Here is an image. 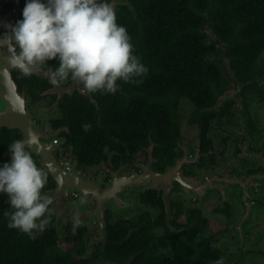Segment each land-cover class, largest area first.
<instances>
[{"label": "trees", "instance_id": "1", "mask_svg": "<svg viewBox=\"0 0 264 264\" xmlns=\"http://www.w3.org/2000/svg\"><path fill=\"white\" fill-rule=\"evenodd\" d=\"M24 2L17 0L15 5L22 9ZM111 2L117 22L126 27L133 50L148 71L139 83L118 80L115 92L76 88L59 97L62 115L50 123L54 128L63 125L64 129L56 135L64 138L63 149L72 145L78 167L102 162L109 165V158L117 165L129 161L134 152L146 145L152 124L153 131H159V139L163 136L154 148V156L157 167L164 169L176 155L182 97L194 105L190 121L200 126L201 145L205 149L210 145L212 119L225 115L231 107V101L220 106L218 102L232 83L243 90L257 88L264 97V87L255 79L263 74L255 63L264 52V0ZM46 63L49 65L43 68H55L58 61L52 58ZM24 81L35 99L52 85L35 74ZM146 110L156 112L150 115L153 122L144 115ZM17 138L20 135L15 134L9 141L0 139V157L7 144ZM55 185L51 177L42 190L50 194L48 191ZM140 199L147 206L157 207L159 215L152 219L145 211L133 222L108 223L104 256L116 258L121 264H212L218 257L224 258L223 264L227 261L223 251L214 245L213 234L199 239L211 226V220L198 213L199 208H192L188 217L180 221L184 214L182 200L169 201L154 188L145 189ZM262 202L264 205V195ZM50 207L53 212L44 231L29 238L6 226L3 212L11 209L6 195L0 194V264H79L71 252L72 245L67 250L59 246L58 212L52 202ZM158 225L165 228L162 235L153 231ZM65 229L64 241L78 240L76 250L83 253L82 227L73 229L69 223Z\"/></svg>", "mask_w": 264, "mask_h": 264}, {"label": "clouds", "instance_id": "2", "mask_svg": "<svg viewBox=\"0 0 264 264\" xmlns=\"http://www.w3.org/2000/svg\"><path fill=\"white\" fill-rule=\"evenodd\" d=\"M21 17L14 24L5 25L8 31L0 32V47L9 50L7 62L24 75L49 65L46 61L55 58L58 64L54 69L48 67L46 73L51 84L67 79L81 85L79 88L87 92L111 93L119 87L118 80L139 83L148 71L134 52L126 27L117 22L111 0H25ZM55 131L58 132L51 135V141L58 147L56 157L65 169L76 167L84 175L82 166L78 167L74 162L72 145L63 149L60 137L56 135L61 129ZM37 142L34 132L11 140L7 144L10 158L0 163V194L6 195L11 209L3 212L7 218L6 226L25 233L29 238L44 231L53 212L50 207L53 198L42 190L48 172L37 165L30 151V146ZM68 151L72 160L68 158ZM100 164L110 173L107 163ZM168 167L156 170L152 166L159 172ZM165 182L170 189H177L179 185L176 181L171 185L170 180ZM151 188L166 189L165 186ZM187 189L193 190L192 187ZM194 191L189 196L201 197L206 192L193 194ZM79 223L80 220L74 218L73 229ZM223 259L218 257L212 264H223Z\"/></svg>", "mask_w": 264, "mask_h": 264}, {"label": "flooded vegetation", "instance_id": "3", "mask_svg": "<svg viewBox=\"0 0 264 264\" xmlns=\"http://www.w3.org/2000/svg\"><path fill=\"white\" fill-rule=\"evenodd\" d=\"M17 0H0V32L8 31L7 28H5L6 24H14L17 19L22 18L21 17V8L16 6ZM9 55V50L0 47V65L7 63V57ZM258 67L263 69V74L259 75L255 79L258 81V84L262 85L264 87V65H258L257 61L255 63ZM52 67V66H50ZM53 68V67H52ZM43 70H48V68H43V66L40 68ZM54 69V68H53ZM12 77L14 81L17 84V89L19 92H22L25 94L27 99V108L30 110V115L40 124V126L43 128V130L49 131V129L55 131V130H62L64 129L63 125H60L58 128H54L53 125H51V121L54 118L60 117L62 115V110L59 105V97L63 96L65 93H71L67 90L58 89L56 88V85H51L50 88H47L45 91H42L38 94V98H33L31 95V92L29 88L25 85L24 79L28 77L29 75H24L20 73V71L12 67ZM35 74V73H32ZM31 75V74H30ZM37 75V74H35ZM40 76V75H37ZM42 78L48 79L46 76H40ZM49 81V79H48ZM73 82V81H72ZM72 82H67V80L61 81V84L67 87ZM22 83V86L20 85ZM238 91H237V99L235 98V102L232 99L226 100L231 101V107L228 112L223 115L219 114L216 118L212 119V126L208 133V139L210 141L209 147L206 149L201 145V128L197 124V122H191L192 124H195L199 128V134L194 137L186 136L187 132H184L181 129V120H180V131H179V138L178 143L175 146L176 155L174 158V161L170 163V166L173 164H176V162H181L180 169L181 171L188 175V176H197L201 177L197 174V170H200L204 167H210L212 169V172L210 174H206L205 178H209L214 174H219L220 176H225L230 173H240V174H253L257 172L264 171V97H261L259 89L255 88H247L245 90L242 89V86L239 84L236 85ZM79 88L77 85L74 89ZM73 89V90H74ZM80 89V88H79ZM228 91V90H227ZM227 94V93H225ZM224 94V95H225ZM4 104L0 97V111L3 109ZM38 113V116L35 114ZM151 110H146L144 115L152 119V122L154 121L153 118L150 117V115L155 114ZM232 113L235 115V122H232L230 117ZM229 120L222 122V120ZM213 122H218L216 126H220L219 133L217 135V141L218 145L216 146L213 140V137L210 135H214L213 132ZM43 123V124H42ZM192 126V125H191ZM193 131V130H192ZM158 132L153 131V125L151 124L150 129L147 134V143L144 144L143 149H139L136 152H134L133 156L129 161H124L117 165V162L112 161L111 158L108 159L109 167L111 170L118 171L121 173L120 175H128L132 171H136L137 173L143 172V167L146 166V164L152 160V166L156 170H163L161 168L157 167V157L154 156V150L156 145H159V143L162 140V137L159 139ZM15 134L20 135V138H22V132L18 128H11L8 126H1L0 127V139L4 138L5 141H9L10 137H14ZM184 134V135H183ZM165 135V134H164ZM142 136V134H141ZM143 142V140H141ZM71 147V146H70ZM68 147V148H70ZM152 149V150H151ZM31 151V150H30ZM152 151V152H151ZM31 154L33 156L34 161L37 163L39 167H42L45 169V171L48 172V179L47 183L51 180V174L48 168L40 163V157L35 155L34 153ZM254 154H259L261 157H255ZM115 157V155H113ZM10 158V149L6 148V150L2 153L0 157V161L7 160ZM104 164V163H103ZM74 166V164H72ZM100 167L99 172H91L87 171L84 172L82 169H85L86 167H82L81 171L84 173L85 177H96L99 173L103 174V177L101 181L104 183L109 182L112 180V177L109 172L104 169V166L101 164H95L94 167ZM169 164L166 165L168 167ZM93 167V168H94ZM165 167V168H166ZM153 168V169H154ZM216 181H213L211 188L209 187L208 191L205 192V194L201 197H191L188 194L192 193V191H187L188 189H175V187H169V191L166 192L165 190L159 189L158 191H162L165 197H168L170 201V196L177 194L180 196H187L188 198H193L192 200L196 201L197 198L200 199H214V205L205 204L204 209L205 210H212V213L214 211L216 213H219V216L224 221L223 228L219 231L225 229L223 233L227 235H230L231 232H234V236L236 237V247H232L231 251L235 253L234 257L229 258L233 259L232 261H229L230 264H244L246 263V257L245 255H255V256H264V230L261 234L260 238L258 236H254L251 233V229L247 230L249 225L255 226L260 224L259 218L255 217V212H258V206H261L264 209V205L262 202V196L264 195V189L261 190V187H264V182H262V185L260 186H250L249 191L244 190V188L240 185H233L229 188L225 189V196L222 195V191L220 186L216 183ZM57 185V183H56ZM134 187V186H133ZM151 188L147 184H140V186H135L134 188H130L129 186L125 187L122 192H120V197L123 200L122 204L126 201V199H138L139 205H135L136 210L138 211V215H136L135 218H131V216H120L118 212H121V208L124 209L125 207H128V205L123 206L120 205L118 207V204H112L110 201L106 202L104 214L102 223L100 220H97L93 216L94 209H96V206L98 204L97 199L95 195L91 194H85L81 193L78 190H72V189H66L63 188L61 191V197L63 199H68V203H74L77 200L79 202V206L77 207V210L72 215L73 218H78L79 220H89L91 221V217L94 219L93 223L96 224L97 228H99L100 231V240L93 241V245L95 246L94 251L91 253V255L94 257L95 261L99 259H108L111 261H114L118 264H121L118 262L116 258L110 257V256H104L103 253L105 252V231L108 223L114 224L117 221H135L138 219L139 215L143 212L147 211L152 219H156V217L159 215V209L154 206H147L141 199V194L145 189ZM52 191H48L49 193L55 192L60 193L56 191V188L54 187L51 189ZM259 191V193H257ZM60 195V194H59ZM124 195V196H123ZM138 195V196H137ZM126 199H125V198ZM75 199V200H72ZM74 201V202H73ZM172 201V200H171ZM174 201V200H173ZM54 204V203H53ZM90 204V205H89ZM76 205V204H75ZM56 207V204H54ZM117 207V209H116ZM57 208V207H56ZM152 210L157 211V215L154 217ZM191 209H189L190 211ZM140 211V212H139ZM188 211V212H189ZM204 211V210H203ZM202 209H199V214H202ZM91 213V214H90ZM122 213V212H121ZM108 215V219H106L105 215ZM189 214V213H188ZM185 215V217H188ZM254 214V215H253ZM203 215V214H202ZM253 215V216H252ZM204 216V215H203ZM97 217V216H96ZM233 217H236L235 219ZM263 220V219H262ZM92 222V221H91ZM244 222V225L246 226L245 232H244V244H239L237 241V237L239 236V231L242 223ZM69 223L73 224V221L70 219L66 223H64V235L65 234V226ZM262 224V223H261ZM82 227V232L84 236V232L88 229L86 225L83 223H79V225ZM250 226V227H251ZM229 227L231 229H229ZM156 228H163L165 231V228L163 225L156 226L153 231L155 232ZM163 231V233H164ZM156 233V232H155ZM162 233V234H163ZM157 234V233H156ZM161 234V235H162ZM158 235V234H157ZM245 235L247 237H245ZM64 237V239H65ZM246 238V242H245ZM78 241V240H74ZM68 243V242H67ZM70 244H73V241L70 242ZM236 249L235 251H233ZM78 252V250H77ZM85 252V249H84ZM80 256L83 255V253H76ZM128 252L125 253L127 256ZM224 256L229 254L228 250L227 253L223 252ZM90 255V256H91ZM75 259H79V256H73ZM226 257V256H225ZM92 259V260H94ZM91 260V261H92ZM226 260L228 261V258L226 257ZM94 261L91 263L93 264ZM225 264V263H224Z\"/></svg>", "mask_w": 264, "mask_h": 264}, {"label": "water", "instance_id": "4", "mask_svg": "<svg viewBox=\"0 0 264 264\" xmlns=\"http://www.w3.org/2000/svg\"><path fill=\"white\" fill-rule=\"evenodd\" d=\"M12 67L13 66L8 62L0 65V97L4 104L3 109L0 111V127L4 125L11 128H18L22 132V138L24 136L26 137L29 132H34L37 135L38 142L31 145L30 150L40 157L43 164L50 171V174L57 183L56 191L61 192L63 188L72 190L76 189L81 193H92L95 195L98 204L92 214L94 218L100 220L101 223L105 209V202L108 200H114L116 203L121 202L122 199L119 193L128 186L148 183L151 187L159 188L165 186V190L168 191L169 188L166 186L167 183L165 181L170 180V185L172 184V181L178 182L179 185L176 187L177 189L192 187L193 190H195L193 194H196L197 192L204 193L209 187L211 188V186H213V181H216L214 185L217 183L221 188L222 195L225 196V189L233 185L238 184L242 186L246 192L249 191L250 186L257 187L264 182V173H232L225 176L213 175L207 179L188 176L180 169V165L183 161H177L176 164L169 166L165 171L159 172L152 168V158L146 166L143 167L144 171L139 173L132 171L128 175H120L118 171H112L108 168L107 170L110 171L112 180L107 183L90 176L85 177L78 172L76 167L67 170L56 157L55 151L58 147L51 141V135L58 131H53L49 129V127V131L43 130L40 124L30 115V110L27 108L26 96L24 93L18 91L17 84L12 77ZM33 73L47 77V70L38 69ZM77 85L79 87L81 86L72 82L65 87L60 82L56 84V88L72 92ZM258 176H260V178H258ZM75 182H77L78 185H75ZM240 231L239 234L241 238L239 237V241L241 239V244L243 245L245 232L244 222L240 227Z\"/></svg>", "mask_w": 264, "mask_h": 264}, {"label": "rangeland", "instance_id": "5", "mask_svg": "<svg viewBox=\"0 0 264 264\" xmlns=\"http://www.w3.org/2000/svg\"><path fill=\"white\" fill-rule=\"evenodd\" d=\"M225 61L227 63V59H225ZM257 64L258 65H262V66L264 65V52L258 58ZM237 91H238V89H237L235 83H232L231 86H229L228 91L225 92L227 94L224 93L225 95H223L221 97V99H219L218 106H220V104L224 103V101L229 100V99H232L235 102V98L237 99ZM179 105H180L179 109H180V114H181V129L184 132H187L186 136L195 138V136L199 134V128L195 124H192L191 121H190V119L192 117V114H193L192 112L194 111V105L190 101V99H188L187 97H182L180 99V101H179ZM35 114L38 116V113L35 112ZM235 118H236L235 115L232 113V115L230 117L231 121L235 122L236 121ZM230 119L229 120H224L223 119L222 122H225V121L230 122ZM217 124H218V122H213L214 135H212V133H210V135L213 137V140H214V143H215L216 146L218 145L217 135L219 133V128L221 129L220 126H216ZM63 142H64V138L62 137V138H60V143H63ZM254 156L255 157L259 156L260 158H263L259 154H254ZM68 158L71 159L69 151H68ZM82 170L84 172H87V171L99 172L100 167H97V166L94 167V168L88 167V168H85V169H82ZM211 172H212V169L210 167H208V166L204 167V168H201L200 170H197V174L199 176H201V177L205 176L206 174H210ZM260 173H264V171L253 173V174H260ZM119 174H121V173H119ZM100 177H103L102 173H99L95 178L101 180L102 178H100ZM258 178H260V176H258ZM47 179H48V177H47ZM258 182H259V180H258ZM135 186H140V185H135ZM56 187H57V185H55V188ZM134 187H129V190H131L130 188H134ZM260 189L263 190L264 187L260 186ZM75 190L76 189H74V191ZM257 193H259V191H257ZM49 195L52 196V198H53L52 199V203L56 204V207H57L56 209H57V212H58L57 220H58V231H59V237H60L59 246L62 249L67 250L68 246H70L71 244L64 241V237H65L64 229H63L64 228V223H66L70 219L72 221L74 220V219H72L73 218L72 215L77 210V207L80 204L75 199H72V200H75L76 202L73 201L74 203H68L67 202L68 199H63L61 197V192L60 193H56V194H55V192H51ZM188 195H191V194H188ZM192 199L193 198H191V197L188 198L187 196H180V195H177V194H174V195L170 196V200H172V201L173 200L174 201L175 200H182L183 201L184 214H182L180 216V218H179L180 221L185 220V215L187 216V214L189 213L188 212L189 209L197 207L199 209H202V211L204 210L202 212V214L205 217H207V218H209L211 220V226H209L210 229L202 232L199 235V239L205 238L207 235L213 234L215 236L214 240H213L214 245L219 247L223 252L227 253V250H228L229 254L225 255L228 258V261H226L225 264H230L229 261H232L233 259L229 260V258L235 256V253H233L231 251V248L232 247H236V245H237L236 244V237L234 236V234H236L235 231L231 232V234L227 235V237H226V234L223 233L225 231V229L222 230L221 232H219L223 228V225H224L223 221L224 220L221 219V217L219 216V213H216L215 211H214V213H212L214 208L211 211L204 209V205L205 204L214 205V199H209L208 201L205 200V199H200V198H197L196 201L195 200L193 201ZM108 201H110L113 205L114 204L115 205L118 204V207L120 205L126 206V205L129 204L128 207H125L124 209L121 208V212L122 213L118 212L120 214V216H129V217L131 216V218H135L136 215H138L137 214L138 211L136 210V208L134 206V204L136 206L139 205V201H138L137 198L134 199V200L133 199H131V200L126 199V201L123 204H122L123 200L121 202H119V203H116L114 200H108ZM105 204H106V202H105ZM116 209H117V207H116ZM258 209H259V211L255 212V217L259 218V223L260 224L255 225L254 227L249 225V227H247L248 228L247 230H249V228H250L252 235H254V236L256 235V236H258L260 238L261 234L263 233L262 231L264 230V209L261 206H258ZM152 213H153L154 217L157 215V211L156 210H152ZM233 218L235 219L236 217H233ZM90 220L92 222L89 221V220H86V219H84V220L81 219L80 220L81 223H83L84 225H86L88 227V229L84 232V236H83V239H82V242H83V244L85 246V252H83L82 256L76 254V253H78L76 248L78 247L79 241H73L71 252L73 254H75V256H79V264H91L93 261H94L93 264H118V263H116L114 261H111V260H108V259H104V258L95 261L96 258L94 259V257L91 255V253L95 249V246L92 244L93 241L100 240L101 236H100L99 228H97L96 224L93 223L94 219L91 217ZM229 229H231V228L229 227ZM163 231H164L163 228H156L155 229V232L158 235H161L163 233ZM240 234H241V231H240ZM240 234L237 237V241L239 242V244H241V239L239 241V237L241 238ZM245 237H247V236L245 235ZM245 242H246V238H245ZM235 250L236 249H234L233 251H235ZM245 257H246L247 261L244 264H264V256L263 255H261V256L245 255ZM88 259H90V261H87ZM92 259H94V260H92Z\"/></svg>", "mask_w": 264, "mask_h": 264}, {"label": "built area", "instance_id": "6", "mask_svg": "<svg viewBox=\"0 0 264 264\" xmlns=\"http://www.w3.org/2000/svg\"><path fill=\"white\" fill-rule=\"evenodd\" d=\"M54 142H57V138H54Z\"/></svg>", "mask_w": 264, "mask_h": 264}, {"label": "bare ground", "instance_id": "7", "mask_svg": "<svg viewBox=\"0 0 264 264\" xmlns=\"http://www.w3.org/2000/svg\"><path fill=\"white\" fill-rule=\"evenodd\" d=\"M74 184H75V185H78V183H77V182H75Z\"/></svg>", "mask_w": 264, "mask_h": 264}, {"label": "crops", "instance_id": "8", "mask_svg": "<svg viewBox=\"0 0 264 264\" xmlns=\"http://www.w3.org/2000/svg\"><path fill=\"white\" fill-rule=\"evenodd\" d=\"M71 145V144H70Z\"/></svg>", "mask_w": 264, "mask_h": 264}]
</instances>
